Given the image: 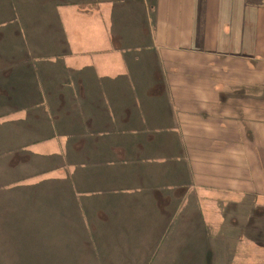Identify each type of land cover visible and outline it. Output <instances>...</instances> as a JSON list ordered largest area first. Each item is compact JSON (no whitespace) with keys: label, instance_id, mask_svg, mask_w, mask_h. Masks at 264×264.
Listing matches in <instances>:
<instances>
[{"label":"rangeland","instance_id":"374dc122","mask_svg":"<svg viewBox=\"0 0 264 264\" xmlns=\"http://www.w3.org/2000/svg\"><path fill=\"white\" fill-rule=\"evenodd\" d=\"M22 1L28 7H15L12 0H5L8 6L15 8L10 12L11 17L4 16L0 21V60L4 64L18 61L25 68L27 64L33 67L40 63L47 71L34 72L30 80L34 82H27L29 85L17 83L25 81L15 79L21 72L17 68L12 71V83L9 78L0 77V111L9 114L8 117L0 113V127L3 128L4 123L17 114H31L22 117L26 120L31 119L32 114H47L59 122L66 121L67 125L62 127L65 133L73 136L69 135L65 144L59 147L62 128L58 129L53 134L57 142L35 149L36 154H30L31 162L23 160L17 150H0V165L14 159L23 161L18 170L4 173L6 181L0 182V201L9 203L0 211V264H264V191L259 188L254 196L238 203L239 208L245 207L248 212L234 214L219 200L205 197L188 177L182 178L187 175L189 165L179 154L182 139L172 115L174 106L170 103V112H166L162 86L154 79L158 67L147 71L150 78L145 82L140 81L136 70L130 72L126 69L121 72L122 77L128 72L138 83L128 85L122 80L113 87L92 90L84 85L83 75L88 62L96 61L97 57L91 58L80 51L71 54V48L67 47L71 39L75 44L80 43L74 22L77 17L68 25L66 39L49 21V16L59 19L58 10L61 8L45 0L49 12L37 10L38 22H35L33 12L27 16L29 7L34 10L33 0ZM115 1L120 7L122 30L132 33V28L125 25L135 18L141 19L139 3L143 0ZM243 1L249 8L256 7L257 1L264 2ZM39 12L47 20V29L39 19ZM136 23L139 30L136 36L142 32L145 38L143 27ZM35 29L36 44L40 40L45 52L28 50L29 43L34 44ZM125 45L128 49L133 48L132 43ZM64 80L66 82L62 84ZM8 88L9 95L3 92ZM85 89H90L88 95L84 93ZM245 89L243 99L241 93L231 89L224 98L227 105L235 108L236 114H244L245 125L253 128L262 123L255 114H264V93L261 91L264 85L257 88L249 84ZM109 96H113L115 105L109 103ZM26 98L30 99L27 105ZM41 99L45 110H34ZM142 101H149L151 107L148 104L145 106L148 108L142 110ZM17 105L28 107L15 110ZM84 114H122V117L132 114L131 126L135 128L134 114H153L152 134L161 136L164 133L169 144H164L160 150L163 157L143 165L133 163L147 162V159L131 157L130 147H127L121 177L114 182L108 176L103 177L106 167L97 171L91 169V160L89 165L86 162L89 156L96 159L97 152L92 146H102L105 141L86 135L92 130ZM159 114H171L170 121L161 124ZM166 125L170 128L166 129ZM131 126L123 124L126 143H130V135L141 136L139 129L131 130ZM17 129L25 134L36 133L33 121L22 123ZM257 131L255 135L259 134L261 138L264 133L261 129ZM85 137L89 138V143L83 140ZM67 155L78 167L74 171L81 170L79 176L84 181V189L79 182L69 186L65 176L70 165L66 162ZM178 161L182 166L174 172L172 166ZM162 168L167 174H162ZM66 190H72L76 199L88 200L83 204L75 202L69 225L56 222L61 216H54L57 220L52 221L49 215L53 206L51 196L62 197ZM20 201L25 202L20 204ZM257 205L263 212L255 216L253 210ZM236 219L238 224L232 222ZM236 250L237 257L233 255Z\"/></svg>","mask_w":264,"mask_h":264},{"label":"crops","instance_id":"0c3cea01","mask_svg":"<svg viewBox=\"0 0 264 264\" xmlns=\"http://www.w3.org/2000/svg\"><path fill=\"white\" fill-rule=\"evenodd\" d=\"M25 1L28 3L30 0ZM49 1L61 8L58 10L59 19L49 16V21L54 24V28L60 29L66 39L69 35L68 25L77 17L74 22L77 25L76 38L80 39V43L75 44L71 39L70 46H67L71 48V54L80 51L91 58L97 57L96 61L88 62L83 75L84 85L90 89H106L122 80L128 85L138 83L128 72L122 77L121 72L126 69L130 72L136 70L140 81L145 82L150 78L147 71L158 67L154 79L162 86L166 112H170V103L174 106L172 115L175 116L182 139L179 154L189 165L187 175L182 178L188 177L193 186L204 192L205 197L219 200L225 209L234 214L248 212L245 207L239 208L238 203L248 196H254L259 188L264 191V134L261 138L259 134L255 135L259 129L264 133V114H255L256 119L262 123L250 128L245 125L244 114H236L235 108L226 104L224 95L231 89L232 92L241 93L243 99L245 86L250 84L261 88L264 85V2L257 1L256 7L249 8L243 0H143L139 3L141 19L135 18L146 34L143 38L142 32L136 36L139 30L135 20L125 23L126 27L132 28V33L122 30L120 7L115 0ZM12 2L15 7H28L22 0ZM33 2L35 13L33 8L29 7L27 16L33 12L34 20L38 22L35 16L37 10L47 13L49 7L44 5L45 0ZM15 7L8 6L5 0H0V21L4 20V16L11 17L10 12L14 11ZM40 12L39 19L43 20L47 29V20ZM36 34L35 29L34 44L29 43L28 50L45 52L41 48L40 40L36 44ZM130 43L133 48L128 49L125 44ZM22 51L24 52V49ZM151 60L156 63H151ZM27 66L25 68V65H19L18 61L4 64L0 60V77L9 78L12 83V71L17 68L21 72L15 79H25L23 83H17L29 85L27 82L33 79L34 72L47 71L44 64ZM64 68L67 70L66 66ZM93 70L97 71L91 73ZM65 82L64 80L62 84ZM81 83L83 84L82 80ZM90 89H85L84 93L88 95ZM261 91L264 93V89ZM3 92L9 95L10 89H3ZM29 101L30 99L26 98L25 104ZM108 101L112 105L113 96H109ZM43 102V99L39 100L34 110H45ZM148 104L151 107L149 101H142V110L147 109L145 106ZM24 107L17 105L15 110ZM0 113L9 117V114L2 111ZM32 115L31 119L26 120L22 117L31 114H17L7 120L3 128L0 127V150H17L23 155V160L30 161V154H36V150L43 145L57 142L53 134L57 133L58 129L62 128L59 147L65 144L69 135L73 136L72 133H65L62 127L67 125L66 121L59 122L57 118L51 115L48 117L47 114ZM84 115L92 130L86 135L105 141L102 146H92L97 152L96 159L89 156L86 162L89 165L91 160V169L97 171L106 167L103 177L108 176L114 182L121 177V164L127 147H130L131 157L147 159V162L133 163L143 165L163 157L160 150L164 144H169L168 136L164 133L161 136L159 133L152 134L153 114H134L136 128L131 126L132 114L125 117H122V114ZM159 115L161 124L170 121L171 114ZM31 121L34 122L36 133L25 134L17 129L20 124ZM123 124L130 125L131 130L139 129L141 136L130 135V143H126L123 139ZM165 128L170 126L166 125ZM83 140L89 143V138L85 137ZM98 156L102 157L97 158ZM17 160L0 165V182L6 181L4 173L22 167L23 161ZM66 162H69L71 169L67 172V168L65 172L69 186L73 187L74 182H79L84 189V181L79 176L81 170L74 171L78 167H75L74 161L71 157L68 158V155ZM179 166H182L181 161L172 166V170L178 172ZM161 172L167 174L163 168ZM51 199V220H57L54 216H61L56 222H67V225L71 223L70 215L73 213L72 206L75 202H88L86 198L76 199L72 190H66L59 198L53 194ZM22 202L25 201H20V204ZM8 205L9 203L1 200L0 211ZM178 208L183 210L182 206ZM255 208V216L261 215L262 207L257 205ZM232 222L239 223L237 219ZM237 253L238 250L233 255L237 257Z\"/></svg>","mask_w":264,"mask_h":264}]
</instances>
